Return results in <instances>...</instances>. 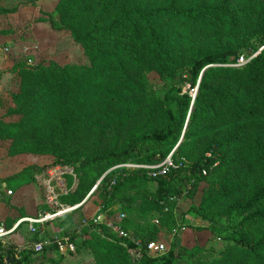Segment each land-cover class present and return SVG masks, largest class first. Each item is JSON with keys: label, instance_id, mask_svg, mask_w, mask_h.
Listing matches in <instances>:
<instances>
[{"label": "rangeland", "instance_id": "1", "mask_svg": "<svg viewBox=\"0 0 264 264\" xmlns=\"http://www.w3.org/2000/svg\"><path fill=\"white\" fill-rule=\"evenodd\" d=\"M14 1L15 5L11 7L14 11H5L0 7V27L10 26L15 31H21L20 36L24 37L31 34L32 39H29L27 45L35 48L18 57L17 65L20 69L19 73L15 74L13 91L8 89L0 92L1 153L4 150L5 156L38 154L45 162H49L47 167L51 163L69 165L75 172L81 171L82 177L78 174L76 186L80 182L95 181L89 199L77 207H69L68 209H72L46 226L49 231L56 229V236L61 233L77 234L75 242H89L70 253L59 251L62 256L59 263L51 262L59 259L55 252L45 250L30 254L31 261L28 260L26 264H115L104 246L106 242L115 243L117 240L114 236H106L103 233L101 227L104 226L99 225V221L104 218H112L122 227L126 226L129 235L135 236L142 244L145 240L144 245L154 242L165 248V253L159 257L145 250L150 259L165 256L172 248L174 236H178L181 252L185 255L194 253L190 259L181 260L178 264L245 263L246 260L234 246L215 236L221 230L220 226L210 224L208 220H203L189 209L192 206L209 204L205 212L212 216L228 204L242 200L254 189L252 182L257 178L258 169L244 151V142L252 136L251 131L245 133L238 146L222 149L226 161L222 164L217 162L212 171L205 170L192 175L183 171L200 156L207 144L223 136V129L227 128L230 122L229 114L228 117L218 118V121H223L220 127H216L212 122L208 124L207 130H203L204 123L211 121V118H207L203 111L195 110V125L202 130L191 131H199L200 136L184 140V126L177 138L172 140L174 144L164 157L161 156L164 150L161 143L143 141L137 143L126 160L121 159L111 166H97L91 159L94 157L98 160L100 154L111 155L123 150L131 134L160 127L163 123L161 103L167 91L174 93L179 89V94H189L191 101L188 111L198 100L200 107L214 106L212 114L226 115L222 106L214 105L215 101L206 92L198 90L200 78L205 70V82L208 86H218L223 76L208 69L212 65L205 66L200 72L197 85L191 87L188 70L189 64L197 56L220 47L221 42L237 46L238 56L245 59L254 57L259 51L254 49L257 41L249 30L252 13L243 9L244 0H231L230 6L239 12L240 19L233 36L228 35L230 33L223 35L220 43L213 31L204 27L196 30L197 32L188 31L190 28L183 26L185 32L182 36H185L187 41H180L177 47L172 45V52L162 59V66L170 76L166 84L162 74L158 72V67L155 70L153 65L149 64V55L138 60L131 50L121 53L122 58L130 64L129 68H125L129 75V85H124L129 92L128 113L121 124L114 119L109 121L107 115L101 114V109L106 107V104L103 106V98L93 92L96 86L103 85L107 74L100 73V64L90 63L86 53L88 49L75 41L69 30L74 28L79 33L85 32L92 19L98 18V13L102 12V6L93 1L89 2L85 8L90 11L91 7H95L91 16L89 11L86 14H78L76 0ZM113 1L115 2L111 4L114 8L109 11L113 9L117 14L123 3H144L150 0ZM35 37L40 41L39 46ZM59 98L62 99L61 106L56 104ZM120 109L123 107L111 108L115 114H118ZM212 119L215 120L214 117ZM169 155L175 156V163L166 177L169 181L165 184L144 179L127 183L119 191L109 192L118 176L146 175L141 166L158 164ZM23 170L25 171H22L20 176L30 181L32 176L35 178L43 169L31 165ZM231 183H241L240 189L223 197V187ZM8 188L14 191L13 188ZM10 190L4 192L7 195L0 198L1 201H9ZM41 195L44 194L41 192ZM21 228L27 230L25 225ZM207 228H211L212 232ZM244 230L250 237L255 238L264 230V226L252 223L246 225ZM98 236L101 241L96 243ZM125 252L130 264H136L141 256L139 254L137 257L129 247Z\"/></svg>", "mask_w": 264, "mask_h": 264}, {"label": "trees", "instance_id": "2", "mask_svg": "<svg viewBox=\"0 0 264 264\" xmlns=\"http://www.w3.org/2000/svg\"><path fill=\"white\" fill-rule=\"evenodd\" d=\"M92 1L102 6V12L98 13V18L92 19L90 27L85 32L79 33L74 28H69V30L73 35V39L88 49L86 53L90 63L100 64V73L107 74L103 85L96 86V92L93 93L103 98L101 101L103 106L106 104V107L104 106L101 109V114L107 115L109 121L114 119L119 124L123 123L127 117V104L129 103L127 102L128 88L124 85H129V75L125 68H129L130 64L122 58V52L131 50L138 60H141L145 55H149V64L151 63L155 70L158 67V72L162 74L163 81L166 84L170 76L166 74L165 67L162 66V59L167 58L168 54L172 52L170 50L172 45L177 47L180 41H187V38L182 36L185 32L183 26L189 27L188 31L200 30L201 27L213 31L220 43L222 37H224L223 35L230 33L228 35L233 36L232 34L240 19L239 12L230 6L231 0H163L162 2L150 0L144 3H123L120 5L117 14L114 13L113 9L109 11V9L114 8L111 4V2H115L113 0H76L78 14H86L89 8L85 7ZM243 3H245L243 9L250 10L252 13L249 30L254 34L252 36H255L257 41L254 49L259 51L247 63L234 66L233 64L236 63L239 57L237 46L221 42L220 47L210 49L206 53L197 56L189 64L188 70L191 87L197 85L200 72L205 66L212 65L208 69L219 72L223 76L218 86L211 87L205 82L207 74L205 70L200 78L198 90L206 92L215 101L214 105L222 106L226 110V115L212 114L211 111L215 107H200L198 100L194 102L196 107L193 103V107L188 111L191 101L189 94H179V89L174 93L167 91L161 103L163 123L160 127L131 134L128 138V144L123 150L114 152L111 155L100 154L98 160H95L94 157L91 159L97 166H111L113 163L121 161V159L126 160L131 151L136 148L137 143L143 141L161 143L164 146L161 156L164 157L174 144L172 140L177 138L184 126V140L200 136L199 131H191L202 130V128L195 125V116L193 115L195 110H201L207 118H211V121L204 123L203 130H207L208 124L212 122L216 124V127H220L223 121H218V118L221 116L228 117L229 114L228 120L230 122L228 127L223 129L225 130L223 136L207 144L200 156L183 171L191 175L194 173L199 174L205 170L212 171L217 162L222 164L226 161V155L222 153V149L238 146L242 142L245 133L251 131L252 136L244 142V151L252 164L254 163L258 169L257 178L252 182L254 189L242 200L228 204L212 216H208L205 212V208L209 204L192 206L189 211H193L203 220H208L210 224L221 227V230L215 236L234 246L236 251L246 260L245 263L241 264H264V230L255 238L250 237L244 230L246 225L252 223H259L264 226V0H244ZM3 9L14 11L13 8ZM94 10L95 7H91L89 11L91 16L94 14ZM17 63H15L14 68L19 73L20 68ZM132 65L133 63L131 67ZM61 103L62 99L59 98L56 104L61 106ZM113 106L123 107V109L115 114L111 110ZM174 157L172 156L173 164L175 163ZM173 167L165 175L154 178L144 174H141V176L130 174L118 176L112 190L109 192L119 191L127 183L144 179L157 180L159 184L163 185L169 181L166 177ZM79 172L78 174L81 176V171L79 170ZM25 182H27L26 178ZM94 182H80L72 200L79 198L80 193V196L83 195V191ZM239 185L241 183L225 185L222 196L226 197L238 191L240 189ZM67 195L70 196L69 193ZM65 197L63 196L62 199ZM6 225L10 226L11 224ZM125 227L123 228L125 229ZM101 229L106 236H114L117 240L115 243L106 242L104 246L112 261L115 264H130V259L125 251L128 247L135 248L134 243L130 239L110 234L104 227H101ZM207 229L212 232L211 228ZM77 237V234H70L76 248L89 242L88 240H82L78 244L75 242ZM131 237L136 238L133 235ZM100 241L101 238L98 236L96 243ZM124 242L126 246L122 245ZM144 242L145 240H143V245ZM45 250L55 252L59 256L58 260H51V262L59 263L62 259L57 244L43 248L42 251ZM6 253H8L6 250L0 248V264H26L28 260L31 261L29 255L36 252L28 251L22 254L20 259H12V255ZM140 254L141 256L136 264H178L181 260H188L194 255V253L185 255L181 252L178 236H174L172 248L161 258L150 259L143 250H140ZM7 255H9V261L4 260Z\"/></svg>", "mask_w": 264, "mask_h": 264}, {"label": "crops", "instance_id": "3", "mask_svg": "<svg viewBox=\"0 0 264 264\" xmlns=\"http://www.w3.org/2000/svg\"><path fill=\"white\" fill-rule=\"evenodd\" d=\"M14 3V0H0V7L11 8L15 5ZM20 32L21 31H15L13 28H10V26L6 28L0 27V92H5L8 89L13 91L15 88V74H17L14 65L18 62V57L22 54L26 55L28 53L27 51L35 48L27 45L30 42L29 39H32L31 34H29L28 37H24L20 36ZM34 39L39 46V39L37 37ZM3 152L4 150H2L1 153L0 148V198L7 195V193L4 192L10 190L8 186L13 188L14 191H12V189L9 191L11 193L9 201L6 199L3 202L0 199V223L11 224L22 216L36 214L37 210L43 206L44 195L42 196L41 192L44 194L45 172L52 165V161L47 167L49 162H45L43 157L38 154L5 156ZM31 165L43 170L40 174H37L35 178L32 176L30 181H27L32 183L28 184L25 182V178L21 177L20 174L24 168L30 167ZM35 182L38 184H35ZM93 186L94 184L89 185L81 196V193L79 196L75 194L79 198H76L74 201L72 200L73 191L77 189L78 186L73 188L70 196L67 195L62 199L64 206L77 207L83 204L92 194ZM46 226L47 224L36 233H29L26 229L21 228L18 232L13 234L12 241L15 244L23 245L30 241L43 240L55 236L58 231L54 228L49 231L46 229Z\"/></svg>", "mask_w": 264, "mask_h": 264}, {"label": "built area", "instance_id": "4", "mask_svg": "<svg viewBox=\"0 0 264 264\" xmlns=\"http://www.w3.org/2000/svg\"><path fill=\"white\" fill-rule=\"evenodd\" d=\"M250 58L239 57L234 66L247 63ZM174 166L172 155L167 156L158 164H146L141 166L148 177H157L165 175L170 168ZM141 169V170H142ZM46 179L44 181V200L42 207L37 210L34 215H26L18 218L10 226L0 223V248L6 250V254L12 255V259H20L22 254L28 251L40 252L43 248H47L53 244H57L59 251L62 253L73 252L76 248L75 243L71 240L69 234L61 233L59 236L49 237L43 240L30 241L26 244H15L12 236L18 232L23 225L26 226L29 233H36L45 224L60 217L70 209L62 203V197L71 192L77 185L78 173L69 165H51L45 172ZM99 225L104 226L105 230L110 234L116 235L124 239H130L135 248L134 253L139 257L140 250L149 251L155 257H159L165 253V248L154 242L143 245L140 240L131 237L128 232L120 225V223L112 218H104L99 221ZM100 229V226H99ZM126 246V244H123ZM9 255L4 257L5 261L9 260Z\"/></svg>", "mask_w": 264, "mask_h": 264}, {"label": "water", "instance_id": "5", "mask_svg": "<svg viewBox=\"0 0 264 264\" xmlns=\"http://www.w3.org/2000/svg\"><path fill=\"white\" fill-rule=\"evenodd\" d=\"M101 218H102V217L100 216V220H101ZM8 261H9V260H8Z\"/></svg>", "mask_w": 264, "mask_h": 264}, {"label": "bare ground", "instance_id": "6", "mask_svg": "<svg viewBox=\"0 0 264 264\" xmlns=\"http://www.w3.org/2000/svg\"><path fill=\"white\" fill-rule=\"evenodd\" d=\"M75 208V207H74Z\"/></svg>", "mask_w": 264, "mask_h": 264}]
</instances>
